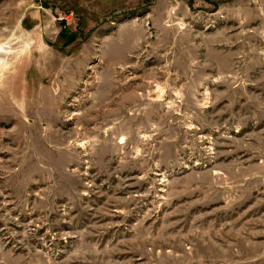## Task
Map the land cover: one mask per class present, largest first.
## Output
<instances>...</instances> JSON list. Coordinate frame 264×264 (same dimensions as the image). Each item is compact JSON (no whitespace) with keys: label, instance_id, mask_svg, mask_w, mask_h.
Returning <instances> with one entry per match:
<instances>
[{"label":"rangeland","instance_id":"obj_1","mask_svg":"<svg viewBox=\"0 0 264 264\" xmlns=\"http://www.w3.org/2000/svg\"><path fill=\"white\" fill-rule=\"evenodd\" d=\"M0 264H264V0H0Z\"/></svg>","mask_w":264,"mask_h":264}]
</instances>
